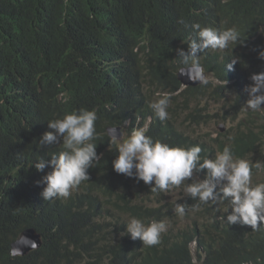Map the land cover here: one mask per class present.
Here are the masks:
<instances>
[{
	"label": "trees",
	"instance_id": "16d2710c",
	"mask_svg": "<svg viewBox=\"0 0 264 264\" xmlns=\"http://www.w3.org/2000/svg\"><path fill=\"white\" fill-rule=\"evenodd\" d=\"M192 1L0 0V264H195L196 255L200 261L205 256L202 264H240L257 257L256 264H264L262 244L252 241L246 245L240 236H231L215 217L219 212L214 216L203 205L187 208L184 218L188 222L179 226L183 217L174 212L176 204L183 200L192 204L193 200L168 201L159 193L154 194L159 209L149 212L146 216L153 219L145 222L164 220L170 223L168 231L156 246L131 241L125 231L126 221L117 212L125 199L121 192L127 190V181L118 179L111 168L104 176H112L113 187L104 190L103 199L97 201L91 190L66 201H44L38 197L35 181L39 178L23 174L31 160L45 155L34 141L29 142L33 130H42L49 116L72 108L56 104L54 85L74 81L81 86L94 84L79 95L87 106L98 105L104 98L121 102L127 94L124 91L138 83L135 77L164 90L156 75L163 76L170 82L169 89L176 91L181 64L175 50H187L189 43L198 39L192 27L198 22L238 31L239 43L243 44L233 47L231 53L239 58L235 66L242 77L264 62L258 55L264 50V30L259 35L264 28V0ZM118 6H123L124 12ZM141 44L156 70L139 66L134 58L129 63L135 65L132 74L125 60ZM202 61H206L205 69L224 77L223 64L216 63L211 53L203 54L199 58ZM202 89L188 88L183 93L185 101L169 110L171 119L162 122L163 126L152 124L148 133L170 146L201 145L205 151L204 143L191 138L176 121L180 109H189L190 100L199 99ZM126 104L135 106L140 114L146 113V106L139 101ZM147 117L145 114L144 119ZM188 118L197 124L206 120L200 113H191ZM96 132L97 141L102 142L98 146L106 144L100 126ZM25 135L30 138L23 140ZM235 147L242 151L241 139L236 140ZM106 170V161L95 168L98 174ZM129 209L144 215L138 205L130 204ZM33 225L42 236L41 246L26 255H12V243ZM193 242L196 254L192 253Z\"/></svg>",
	"mask_w": 264,
	"mask_h": 264
},
{
	"label": "clouds",
	"instance_id": "9594fccd",
	"mask_svg": "<svg viewBox=\"0 0 264 264\" xmlns=\"http://www.w3.org/2000/svg\"><path fill=\"white\" fill-rule=\"evenodd\" d=\"M220 26L193 24L198 39H193L187 50H175L181 64L177 72L180 87L176 91L169 89L163 76L156 75L165 85L164 90L154 82L135 77L138 83H133L130 91H124L127 94L121 102L115 104L104 98L98 105L87 106L80 101L79 95L81 90L94 84L81 86L74 81L65 86L54 85L56 104L72 108L49 116L50 121L42 130H33L32 141L45 151V155L31 160L23 174L39 178L35 181L38 197L41 199L42 196L44 201H66L83 190H91L94 201L103 199L104 190L114 184L112 176H104L111 168L118 179L127 181V190L122 192L125 199L120 201L117 212L126 221L125 231L130 234L131 241L146 247L161 243L162 234L168 231L170 223L164 220L145 222L153 219L146 216L149 212L159 209L154 196L159 193L168 201L193 200L192 204L186 200L176 204L174 212L183 217L177 225L188 222L184 218L187 208L203 205L214 216L219 212L215 217L227 227L231 236H240L246 245L252 241L260 242L264 248V62L260 61L254 71L242 77L235 66L239 58L231 53L233 47L243 44L239 43V33L235 28ZM132 52L125 60L132 74L135 65L129 63L134 58L139 61V66L155 72V64L142 44ZM205 53H211L216 63L223 64V78L205 69L206 61L199 62ZM258 55L264 59V50ZM199 86L203 87L201 97L189 102V106L192 104L195 108L180 110L176 121L187 129L188 125L197 124L189 121V114L200 113L206 120L199 124L208 120L223 123L215 137L211 134L196 137L187 130L191 138L204 143L205 151L201 145L190 148L170 146L164 139L148 133L152 124L163 126L162 122L171 118L169 110L185 101L183 93L188 88ZM231 93L235 95L234 102L224 104L217 112L210 113L206 106L201 107L208 99L219 102ZM127 101L144 104L147 119L135 106L128 107ZM97 126L107 142L101 146H98L102 142L97 141ZM29 138V135L23 136V140ZM238 138L242 140V151L235 147ZM103 161L107 162V170L98 174L95 168ZM23 187L30 189L31 185ZM172 192L178 196H167ZM130 204L138 205L144 215L131 211ZM26 233L35 243L28 252L41 246L42 236L37 227L29 226L12 243L11 253L12 246L23 240ZM193 244L192 253L196 254V242ZM204 260L205 256L201 261L197 255L194 257L195 264H202ZM257 260L258 257L240 264H256Z\"/></svg>",
	"mask_w": 264,
	"mask_h": 264
},
{
	"label": "rangeland",
	"instance_id": "374dc122",
	"mask_svg": "<svg viewBox=\"0 0 264 264\" xmlns=\"http://www.w3.org/2000/svg\"><path fill=\"white\" fill-rule=\"evenodd\" d=\"M235 100L234 93H231L228 98L222 99L221 101H215L213 99L206 100L201 107L206 106L207 109L210 110V113L217 112V110L223 106L224 104L233 103ZM192 106V107H191ZM189 108L192 110L195 108L194 105L190 104ZM239 112V111H238ZM205 113V112H204ZM185 116L182 117L184 119ZM189 123H186V125ZM222 122H218L216 120H208V122H202L201 124H190L187 130H190L194 133L196 137L211 134L213 137L217 136V133L220 131V126ZM225 128L227 129L226 125L224 124ZM169 197L176 198L178 195L174 192L167 194ZM195 245H192V250L194 251Z\"/></svg>",
	"mask_w": 264,
	"mask_h": 264
},
{
	"label": "water",
	"instance_id": "95a60500",
	"mask_svg": "<svg viewBox=\"0 0 264 264\" xmlns=\"http://www.w3.org/2000/svg\"><path fill=\"white\" fill-rule=\"evenodd\" d=\"M180 79L185 83V80L180 77ZM183 83V84H184ZM23 240L15 243L12 246V254L13 255H24L26 252H28L30 249L35 247V243L32 242V239H30L29 234H25L22 238ZM36 239L39 242V236H36Z\"/></svg>",
	"mask_w": 264,
	"mask_h": 264
},
{
	"label": "bare ground",
	"instance_id": "6f19581e",
	"mask_svg": "<svg viewBox=\"0 0 264 264\" xmlns=\"http://www.w3.org/2000/svg\"><path fill=\"white\" fill-rule=\"evenodd\" d=\"M167 1H169V0H167ZM175 1H176V0H175ZM191 1H192V0H191ZM239 1H240V0H239ZM241 1H242V0H241ZM241 1H240V2H241ZM117 2H118V1H117ZM171 2H172V0H171ZM192 2H193V1H192ZM194 2H195V0H194ZM201 2H202V1H201ZM257 2H258V0H257ZM257 2H256V3H257ZM115 3H116V2H115ZM118 3H119V2H118ZM118 3H116V4H118ZM126 3H127V2H126ZM169 3H170V2H169ZM174 3H175V2H174ZM196 3H197V2H196ZM235 3H236V2H235ZM107 4H109V3H107ZM260 4H261V3H260ZM123 5H124V4H123ZM110 6H111V8H112V4H111ZM116 6H117V5H116ZM108 7H109V6H108ZM108 7H107V10H108ZM113 7H115V6H113ZM118 7H119V6H118ZM118 7H117V8H118ZM122 7H123V6H122ZM122 7H121V8L119 7V8L122 9L121 11L124 12V10H123L124 8H122ZM126 7H127V6H126ZM259 7H260V5H259ZM115 8H116V7H115ZM119 8H118V9H119ZM159 8H160V7H159ZM105 9H106V8H105ZM125 9H126V8H125ZM259 9H260V8H259ZM114 11H116V9H115ZM117 11H119V10H117ZM117 11H116V12H117ZM116 12H115V13H116ZM199 12H200V11H199ZM118 13H121V12H117V14H118ZM234 14H235V13H234ZM232 15H233V14H232ZM237 15H238V14H237ZM141 33H142V32H141ZM22 50H23V49H22ZM79 60H80V59H79ZM81 61H82V60H81ZM175 79H176V78H175ZM171 80H172V79H171ZM173 80H174V79H173ZM169 83H170V82H169ZM169 83H168V84H169ZM174 84H175V83H174ZM171 85H172V84H171ZM176 107H177V106H176ZM191 107H192V106H191ZM177 108H178V107H177ZM180 110H181V109H180ZM62 112H63V111H62ZM175 112H176V111H175ZM175 115H176V114H175ZM170 119H171V118H170ZM167 123H169V122H167ZM165 125H166V124H165ZM167 125H168V124H167ZM175 125H176V123H175ZM159 126H160V125H159ZM177 126H178V125H177ZM156 127H157V126H156ZM154 128H155V127H153V129H154ZM164 128H165V127H164ZM168 128H169V125H168ZM168 128H165V129H168ZM176 128H177V127H176ZM173 130H174V129H173ZM175 132H176V131H175ZM181 134H182V133H181ZM103 138H104V137H103ZM102 140H103V139H102ZM31 141H32V139H31ZM182 141H183V140H182ZM32 142H33V141H32ZM30 143H31V142H30ZM99 144H100V143H99ZM29 145H30V144H29ZM34 146H35V145H34ZM18 147H19V146H18ZM26 147H27V146H26ZM23 149H24V148H23ZM123 192H124V191H123ZM117 193H118V192H117ZM121 194H122V192H121ZM43 218H44V217H43ZM46 220H47V219H46ZM116 220H117V219H116ZM57 222H58V221H57ZM32 223H33V222H32ZM41 224H42V223H41ZM51 225H52V224H51ZM53 225H54V223H53ZM33 226H34V225H33ZM44 226H45V225H44ZM47 227H48V226H47ZM52 227H53V226H52ZM60 229H61V228H60ZM55 230H56V229H55ZM72 232H73V231H72ZM64 236H65V235H64ZM61 237H62V236H61ZM54 239H55V238H54ZM58 240H59V239H58ZM63 240H64V239H63ZM108 240H109V239H108ZM60 241H61V239H60ZM54 242H55V241H54ZM58 242H59V241H58ZM61 242H62V241H61ZM64 242H65V241H64ZM66 244H67V243H66ZM58 245L60 246V243H58ZM53 246H55V245H53ZM56 246H57V245H56ZM61 246H62V245H61ZM61 246H60V247H61ZM63 246H64V245H63ZM58 248H59V247H58ZM65 248H66V247H65ZM67 248H69V247L67 246ZM72 248H73V247H72ZM45 250H46V248H45ZM47 250H48V249H47ZM56 250H57V249H56ZM59 250H60V249H59ZM43 251H44V250H43ZM51 251H52V249H51ZM57 251H58V250H57ZM44 252H45V251H44ZM46 252H47V251H46ZM52 252H54V251H52ZM28 253H29V252H28ZM49 253H50V251H49ZM51 254H52V253H51ZM54 254H55V253H54ZM48 255H49V254H48ZM56 255H57V254H55V256H56ZM58 255H59V253H58ZM60 255H61V254H60ZM85 259H86V258H85ZM62 260H63V259H62ZM90 261H91V260H90ZM84 264H85V262H84Z\"/></svg>",
	"mask_w": 264,
	"mask_h": 264
}]
</instances>
